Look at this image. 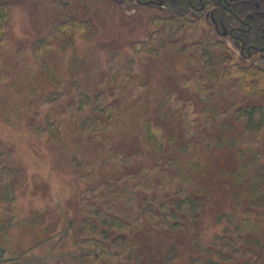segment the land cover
<instances>
[{
  "label": "rangeland",
  "instance_id": "obj_1",
  "mask_svg": "<svg viewBox=\"0 0 264 264\" xmlns=\"http://www.w3.org/2000/svg\"><path fill=\"white\" fill-rule=\"evenodd\" d=\"M164 1L160 7L131 0H0L8 19L0 44V162L16 170L10 188L7 179L0 182V264H68L90 252L77 231L94 218L84 209L93 202L131 223L144 263L157 254L161 260L176 243L167 264H188L193 236L211 247L232 228L216 216L242 217L252 172L241 169L245 119L236 111L264 107V92L239 87L242 73L217 75L222 67L259 64L245 61L231 37L218 33L222 27L217 31L207 17L217 8L214 0H207L208 10L195 1L182 21ZM233 2L238 9L258 3L264 12V0ZM86 94L87 105L79 108ZM94 115L106 125L99 135L80 128ZM149 126L152 133L158 128L156 142L147 138ZM260 150L264 159V142ZM180 189L200 202L204 197L198 219L182 230L140 214L149 204L181 198ZM252 220L251 235L258 237L264 217L256 212Z\"/></svg>",
  "mask_w": 264,
  "mask_h": 264
},
{
  "label": "trees",
  "instance_id": "obj_2",
  "mask_svg": "<svg viewBox=\"0 0 264 264\" xmlns=\"http://www.w3.org/2000/svg\"><path fill=\"white\" fill-rule=\"evenodd\" d=\"M214 2L217 5V0H214ZM165 3L168 4L173 14H175L172 15V18L176 17L181 21V18H184L190 8L188 0H166ZM6 9L5 4L0 3V44L6 38L5 25L8 20ZM54 34L57 35L55 32ZM227 57L229 56L227 55ZM233 72L243 74L235 79L239 87L243 89L252 87L257 92H264L262 91L264 90V80L257 79L256 75H254L256 72L264 76V70L258 69V67H252V65L246 67L226 66L222 67V70L220 69L221 75H217V79L227 77L229 76L228 74ZM87 96L86 94L82 97V105L78 104L79 108L87 105ZM97 107L99 108V105H94L93 109L97 110ZM183 111L184 109H182ZM183 115L186 117V112H183ZM236 116L245 119L243 127L245 136L240 141L245 146V149L239 151V159L242 163L241 169H249L252 172L248 189L245 191L247 204L246 207L242 208V217L240 219H237L236 215L228 211H224L221 215L216 216V222L226 220L232 225V228H224L222 235L216 238L215 245L202 248L197 235L192 237L191 243L194 246L195 252L193 253L194 255H191L188 264H264V231L259 232L258 237L251 235V232L256 229V225L252 220L253 215L259 212L260 216L264 217V159L262 158L263 155L260 150L264 142V107L258 105L240 107L236 111ZM105 126L104 120L101 121L98 115L88 116L80 124L83 132L93 133L95 135H99L100 132L102 133ZM56 127H58L57 123H55V130L58 129ZM151 128L149 126L147 138L156 142L158 128L154 129V133L150 131ZM52 132L54 133V131ZM129 156L127 155L126 158H129ZM159 156L160 154H158V159ZM0 172L3 173L0 182L3 184L7 179L8 183L6 184L10 188L8 184L11 185L12 181L8 179L11 175L14 176L16 174L15 167H12L9 163L4 164L0 162ZM147 180L144 183L150 186L152 183L150 178L148 177ZM138 183L136 182L130 186L132 189L131 192L129 191L130 193L133 192V189H135ZM127 189H130L129 186L123 188L121 193L126 192ZM99 190L97 188L93 194V198L96 200L101 198ZM180 195L181 198L173 200L167 198L157 204H149L142 208L140 214H149V216L152 215L153 217L157 216L161 218L159 219V223L165 225L168 229L182 230L184 223L188 219H198V213L202 208V200H204V197L201 198L200 202L193 192H190L188 189H180ZM240 198V195L235 197V205H238ZM84 209L86 215L94 218H86L83 220L77 233L83 238L82 243L89 244L90 252L79 256L77 260L76 257L70 258L73 261L72 264H104V262L114 258L119 264H131L130 262L134 259L136 264H167L177 253V244L173 243L169 249L163 252L161 260L156 257L157 254L151 257L152 259L150 260L152 261L149 263L141 262L140 258L143 254L138 250L137 244L130 234L135 229L131 228V223L126 218L122 217L118 212L111 211V208L107 204L100 205L93 202L92 205L85 204ZM126 229L129 230L128 233L124 232ZM71 261L68 264H71Z\"/></svg>",
  "mask_w": 264,
  "mask_h": 264
},
{
  "label": "flooded vegetation",
  "instance_id": "obj_3",
  "mask_svg": "<svg viewBox=\"0 0 264 264\" xmlns=\"http://www.w3.org/2000/svg\"><path fill=\"white\" fill-rule=\"evenodd\" d=\"M116 1L121 2L122 0ZM131 1L138 5L147 2L144 0ZM149 1H162L161 6H163V0ZM194 2L202 10L210 8V3L207 0H188L189 9L194 10L196 8ZM216 6L217 8L213 7L207 17L213 24L216 23L222 27V31L223 27L226 29V36L231 37L235 47L238 48L239 55L244 57L245 61L253 60L252 64H259L258 68L260 66L264 69V12L261 11V6L255 3L253 7L248 5L246 9H238L233 0H217ZM216 9L221 13L218 20L213 16V13H216ZM229 20L231 21L229 22Z\"/></svg>",
  "mask_w": 264,
  "mask_h": 264
},
{
  "label": "water",
  "instance_id": "obj_4",
  "mask_svg": "<svg viewBox=\"0 0 264 264\" xmlns=\"http://www.w3.org/2000/svg\"><path fill=\"white\" fill-rule=\"evenodd\" d=\"M150 4H156V5H159L161 6L162 5V1H147V2H144L142 3V5L144 6H149ZM215 27H216V30L218 31V25L216 23H214ZM218 33L221 35V36H225L226 35V29L223 27V31L222 32H219ZM4 255V250L0 248V257Z\"/></svg>",
  "mask_w": 264,
  "mask_h": 264
}]
</instances>
